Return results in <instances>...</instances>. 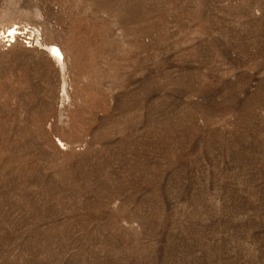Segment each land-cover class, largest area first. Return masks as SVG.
Here are the masks:
<instances>
[{
	"label": "rangeland",
	"instance_id": "obj_1",
	"mask_svg": "<svg viewBox=\"0 0 264 264\" xmlns=\"http://www.w3.org/2000/svg\"><path fill=\"white\" fill-rule=\"evenodd\" d=\"M0 264H264V0H0Z\"/></svg>",
	"mask_w": 264,
	"mask_h": 264
},
{
	"label": "bare ground",
	"instance_id": "obj_2",
	"mask_svg": "<svg viewBox=\"0 0 264 264\" xmlns=\"http://www.w3.org/2000/svg\"><path fill=\"white\" fill-rule=\"evenodd\" d=\"M12 33H14V32H12ZM48 54H49L50 58L54 59V61L56 60V62L61 61V59H62L61 54L56 47H50L48 49Z\"/></svg>",
	"mask_w": 264,
	"mask_h": 264
},
{
	"label": "built area",
	"instance_id": "obj_3",
	"mask_svg": "<svg viewBox=\"0 0 264 264\" xmlns=\"http://www.w3.org/2000/svg\"><path fill=\"white\" fill-rule=\"evenodd\" d=\"M13 30H10L7 34H8V37L10 38L11 37V35H13Z\"/></svg>",
	"mask_w": 264,
	"mask_h": 264
}]
</instances>
